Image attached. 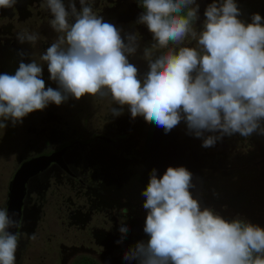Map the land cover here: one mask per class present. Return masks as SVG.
Returning <instances> with one entry per match:
<instances>
[{"label":"clouds","instance_id":"1","mask_svg":"<svg viewBox=\"0 0 264 264\" xmlns=\"http://www.w3.org/2000/svg\"><path fill=\"white\" fill-rule=\"evenodd\" d=\"M18 0H0L13 9ZM95 0H41L58 34L40 55L50 80L45 86L42 63L20 62L15 74H0V130L13 126L50 103L85 95L110 99L113 116L127 107L132 118L143 117L167 134L184 121L189 134L209 148L223 136L264 135V23L239 17L236 0H213L201 30L196 0H138L143 8L136 23L147 26L154 43L144 49L148 71L141 76L129 62L139 48V35L122 37V29L105 22ZM70 9V11L68 10ZM191 38L196 46H185ZM20 43L35 45L39 34L17 33ZM125 40L127 42H125ZM153 49H166L154 55ZM22 55V54H21ZM219 135L204 136V133ZM192 173L169 166L162 176L153 169L141 195L147 210L143 231L149 237L124 253L138 264H264V228L240 218L228 221L212 208H201L190 189ZM8 209L0 208V264H16L18 227ZM119 231L128 232L121 224ZM35 239V235L30 237Z\"/></svg>","mask_w":264,"mask_h":264},{"label":"flooded vegetation","instance_id":"2","mask_svg":"<svg viewBox=\"0 0 264 264\" xmlns=\"http://www.w3.org/2000/svg\"><path fill=\"white\" fill-rule=\"evenodd\" d=\"M256 1H246L240 7L239 19L251 23L254 13L264 18V0ZM75 2L79 11V0ZM196 2L199 4L200 24L203 25L204 11L213 0ZM63 3L67 9L68 0H63ZM94 10L103 16L105 22L119 29L124 21L133 23V32H141L143 37L146 35L153 40L147 26L136 23L144 11L138 0H95ZM27 17L35 25L44 21L49 23L52 19L50 12L41 7V0H18L13 9H0V74H15L19 63L26 61L16 41L20 32L17 27L24 25ZM128 34H133L132 30L123 32L122 37ZM45 113L46 117L30 122L24 152L18 156L4 197V209H8L11 183L21 168L29 165V170L26 167L21 174L26 180L23 181L18 227L13 231L19 237L16 264H25L26 260L32 259L30 251L35 241L42 240L43 225L51 210H54L62 228L79 231L85 238L80 246L63 243L57 246L59 254L56 259L60 258V264H119L125 252L146 238L143 228L147 210L143 208L145 198L141 193L149 183L150 164L155 165V159L161 157L154 154L158 150L157 134L160 131L155 124H146L143 117L137 116L130 123V131L119 128L117 132L95 133L84 140L61 126L62 120L56 118L52 111L47 109ZM145 126L149 129L146 132L143 131ZM165 157L169 161L162 162V175L169 167L168 163L171 167L187 166L190 172L196 170L188 166L192 160L172 164L175 158L171 160V156L168 158L166 154ZM225 168L232 170L230 166ZM200 178L206 180L203 174ZM192 182L203 209L206 205L204 189L208 185L199 187L198 182ZM121 224L127 225L126 234L119 231ZM32 235L35 239L30 238ZM77 251L84 253L77 254ZM131 263L137 264L136 261Z\"/></svg>","mask_w":264,"mask_h":264},{"label":"rangeland","instance_id":"3","mask_svg":"<svg viewBox=\"0 0 264 264\" xmlns=\"http://www.w3.org/2000/svg\"><path fill=\"white\" fill-rule=\"evenodd\" d=\"M245 1L247 0H236V3L240 8ZM28 19L27 17L26 20ZM46 22H39L35 25L33 21L28 20L24 25L17 27V30L20 32L30 30V32L39 34V40L35 45L28 42L20 43L16 41L20 46L21 54L26 56L24 63H30L33 60L42 63L40 61V55L46 51L47 45H51L57 38L58 34ZM194 26L198 31L201 30L202 25L199 19L195 22ZM121 29L122 33L132 30L133 34L139 35V48L134 55L129 56V62L134 64L138 68L140 75L143 76L148 71V62L144 59V49L150 48L154 41L146 35L143 37L140 34L141 32H133V23H125L124 21ZM125 42L127 41L125 40ZM185 46L195 47L196 44L195 41L189 38L185 41ZM152 51L154 55H161L166 52V49H153ZM42 67V78L45 81L46 88L52 87L53 89H57V83L49 78L50 74L47 70V64L42 63ZM112 107L119 106L113 105L108 98L101 99L85 95L80 100H75L69 97L67 101L59 106L50 103L44 110L30 113L23 118L22 123H18L16 126H13L8 121L6 129L0 130V208L4 209L5 192L15 170L18 156L24 152L23 149L27 143V136L30 133L28 127L32 120L42 116L46 117L47 113L45 111L48 109L53 112L56 118L62 120L60 122L61 126L68 129L71 135L75 137L79 135L84 140H88L95 133L104 134L107 131H111L112 133L117 132L119 128L123 131H130V123L134 118L131 117L129 109L125 107L122 115L113 116L110 113ZM156 128H158L160 133L157 134L156 146L158 150L154 154H160L159 156L161 157L159 160L158 158L155 159V165L150 164L152 166H150L149 171L156 169L157 176H162L161 169L164 167L162 162L169 161L165 157L166 154L168 158L171 156V160L175 158L174 161H171L172 164L192 160L188 166L191 169L196 168L197 175L195 171L190 170L192 173V181L198 182L199 187L208 185L210 188V186L218 184L219 189L223 190L224 188H229V185L232 183H238L246 189L253 188L260 193L263 192V203L257 209H252L246 205L245 201L236 199V196L225 193H222V196L224 200L232 205V208L228 204L220 207L223 212L215 210L213 207L211 208L228 221L240 218L245 222L264 228V135L253 133L247 138L238 133L232 136L225 135L214 146L205 148L202 147L203 138H196L194 135L189 134L184 121H181L178 126L167 134L163 128L158 126ZM147 130L149 129L145 126L143 131L146 132ZM208 135H219V133H204L205 137ZM168 165L171 166L170 163ZM226 166L232 167V170L226 169ZM251 168L256 170L250 171ZM231 172L234 175H227ZM202 174L206 180L200 178ZM245 179L250 183L246 182ZM207 194L210 195V192L207 191ZM200 195L203 196L202 193ZM215 195L209 198V203L210 201L214 203H218L220 200L223 201L221 194ZM234 199L236 200L231 201ZM43 226L44 231L41 232L42 240L34 242L35 245H33L30 251L32 259L26 260L25 264H60V258L56 259V256L59 254L57 248L59 244L63 243L67 246L75 244L80 246L85 240L81 232L62 228L57 216L54 214V210L48 212ZM148 238L146 235L144 241H147ZM76 253L81 254L84 252L77 251ZM124 262L125 260L123 259L119 264H125ZM136 263L138 264L137 261ZM102 264L104 263L102 262ZM126 264L133 263L126 261Z\"/></svg>","mask_w":264,"mask_h":264},{"label":"water","instance_id":"4","mask_svg":"<svg viewBox=\"0 0 264 264\" xmlns=\"http://www.w3.org/2000/svg\"><path fill=\"white\" fill-rule=\"evenodd\" d=\"M247 1H250L253 3L257 2L256 0H247ZM26 167L29 170V165L23 166L21 168V170L18 172L15 180L11 183V186H10V194H9L10 199H9V203H8V210H9L10 216L13 213L16 214L15 216H13V219H15L17 221L19 220L20 209H21L23 193H24L25 182H23V181L26 180L25 178H23L24 175L21 176V174H22V170ZM195 172L197 173L196 170H195ZM25 177H27V176H25ZM245 181L248 182L246 179H245ZM248 183H250V182H248ZM190 191L192 192L193 197L197 199V194H196L195 188L190 189ZM207 191L210 192V195L207 194ZM222 193L231 194L233 196H236V199H241V200L245 201L246 205H248V207H250L252 209L253 208L257 209L259 207V205H262V203H263L262 202L263 201L262 200L263 192L260 193L259 191L255 190L253 188L246 189L244 186H241L238 183H232L229 185V188L227 187V188H224L223 190L219 189L218 184L212 185V186H210V188H209V186L205 187V189H204V195L205 196L204 197L206 198V200H205L204 204L206 203V205H204V206L209 207V208L213 207L215 210L223 212L222 208H220V207L225 206L226 204H228V205H231V204L229 202H227L226 200H224ZM215 194H221L223 201L220 200V202H218V203H214V202L210 201V203H209V198L216 196ZM236 199L231 200V201H235ZM230 208H232V205L230 206ZM15 229L16 228L10 229V231L15 232Z\"/></svg>","mask_w":264,"mask_h":264},{"label":"trees","instance_id":"5","mask_svg":"<svg viewBox=\"0 0 264 264\" xmlns=\"http://www.w3.org/2000/svg\"><path fill=\"white\" fill-rule=\"evenodd\" d=\"M84 264H95V263H92V262H90V263H88V262H85Z\"/></svg>","mask_w":264,"mask_h":264}]
</instances>
